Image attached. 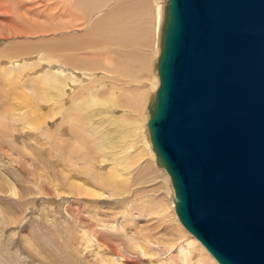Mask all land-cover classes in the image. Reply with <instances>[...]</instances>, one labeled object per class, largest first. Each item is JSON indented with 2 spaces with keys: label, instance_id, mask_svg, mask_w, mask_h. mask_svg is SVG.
Segmentation results:
<instances>
[{
  "label": "rangeland",
  "instance_id": "obj_1",
  "mask_svg": "<svg viewBox=\"0 0 264 264\" xmlns=\"http://www.w3.org/2000/svg\"><path fill=\"white\" fill-rule=\"evenodd\" d=\"M140 2V43L124 48L117 42L112 53L90 61L93 66L78 76L95 81L91 85L78 81L77 73L64 72V86L49 90L41 75L27 74L26 66L41 72L40 53L0 62V264H100L92 239L96 234L110 245L116 242L111 246L120 254L128 252L127 259L135 262L123 229L129 236L193 242L192 262L198 259L194 264L205 261L200 254H209L176 213L172 180L157 161L148 126L150 103L160 85L158 60L168 0ZM4 39L1 50L22 42ZM106 54L116 68L133 62L134 76L108 71ZM83 88L88 94L77 99ZM93 94L90 108L78 105ZM128 99L135 107L126 104ZM66 122L85 128L93 153L67 135L74 130ZM113 168L117 182L126 186L117 196L108 192V184L99 183ZM120 215L127 223L116 234L100 220L115 221Z\"/></svg>",
  "mask_w": 264,
  "mask_h": 264
},
{
  "label": "water",
  "instance_id": "obj_2",
  "mask_svg": "<svg viewBox=\"0 0 264 264\" xmlns=\"http://www.w3.org/2000/svg\"><path fill=\"white\" fill-rule=\"evenodd\" d=\"M150 137L183 226L264 264V0H168Z\"/></svg>",
  "mask_w": 264,
  "mask_h": 264
},
{
  "label": "bare ground",
  "instance_id": "obj_3",
  "mask_svg": "<svg viewBox=\"0 0 264 264\" xmlns=\"http://www.w3.org/2000/svg\"><path fill=\"white\" fill-rule=\"evenodd\" d=\"M142 3L140 0H57L56 2L46 1L45 3L37 0H0V15L3 16V21H0V39L7 38L8 41L22 39L21 43L11 42L9 46L6 44L7 47L0 49V62H10L13 58L19 56L25 57L40 53L41 72H39L40 68L26 66V68H29L27 74L41 75L40 81L42 80V84L49 85V90L51 86L58 87V89L64 86V82L60 80V75L64 72L77 73L75 77H78V81L91 85L95 81L90 80L88 83L87 76H78L81 73L85 75V69L93 66L90 61L100 57L103 53H112L113 46L117 45V42H119V45L123 43L124 48L129 45L133 47L140 43L137 35L139 9ZM105 57L107 58L105 62L109 66L108 71L121 70L120 73L123 75L134 76L133 62L126 65L119 64L116 68L111 65V56L106 54ZM37 58H40V56ZM11 71L3 72L12 74ZM53 80H56V82L52 83ZM87 94V89L83 88L77 99ZM50 97L52 98L51 93ZM43 99L45 98L43 97ZM95 99L96 96L93 94L90 99L87 98L82 102L78 101V105L82 106L81 108L88 109L91 106L90 102L95 101ZM48 100L49 98L46 101ZM131 102L133 103L131 99L126 100L128 106L135 107ZM29 117L31 118V115ZM66 125L69 129L74 130L68 132L67 135L77 143H81L85 150L91 151L83 133L85 128L81 126L80 129L73 122H66ZM63 126H65V122ZM45 133L50 134L49 132ZM62 133L64 134L61 131L58 135L61 136ZM6 135L3 134V136ZM61 140L62 138L59 141ZM2 143L3 140L0 138L1 149ZM62 152L65 153L66 151L63 150ZM91 152L93 153V151ZM63 157L64 155H62ZM114 169L105 175H101L99 183L108 184V192L111 191L117 196V194L126 191V186L117 182ZM86 192L92 193V190L88 189ZM98 193L99 191L95 192L96 195ZM126 214L128 215V213ZM112 219L114 220V218ZM116 219L115 221L111 219V221H108L105 218L100 220L105 223L102 224L103 226L105 225L106 228L115 231L116 234L127 223L125 215H120ZM124 230L127 231L123 229L121 233H124V236L129 239L128 245L133 249L136 261L133 262L127 259L128 252L120 254V249L118 250L117 247L118 251H116L111 246L112 244L115 245L116 242L110 245L109 240L107 241L101 235L96 234L92 239L96 242V258L100 261V264H194L198 262V259L197 262L194 260L192 262L193 242L182 240L180 243L175 244L154 238L155 235L151 237L149 234H141L140 238L136 237V234L129 236ZM122 234H117V236H122ZM203 248L206 249L205 246ZM207 252L208 255H199V258L205 259V261L200 260L198 264H219L208 250Z\"/></svg>",
  "mask_w": 264,
  "mask_h": 264
}]
</instances>
